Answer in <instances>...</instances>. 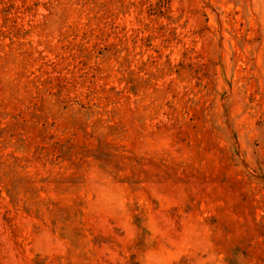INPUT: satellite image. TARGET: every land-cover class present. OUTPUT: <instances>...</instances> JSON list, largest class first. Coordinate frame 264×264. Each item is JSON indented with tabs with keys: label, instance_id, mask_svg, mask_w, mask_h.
Masks as SVG:
<instances>
[{
	"label": "rangeland",
	"instance_id": "1",
	"mask_svg": "<svg viewBox=\"0 0 264 264\" xmlns=\"http://www.w3.org/2000/svg\"><path fill=\"white\" fill-rule=\"evenodd\" d=\"M0 264H264V0H0Z\"/></svg>",
	"mask_w": 264,
	"mask_h": 264
}]
</instances>
